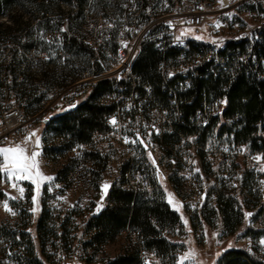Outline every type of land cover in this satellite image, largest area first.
<instances>
[{
  "label": "trees",
  "instance_id": "16d2710c",
  "mask_svg": "<svg viewBox=\"0 0 264 264\" xmlns=\"http://www.w3.org/2000/svg\"><path fill=\"white\" fill-rule=\"evenodd\" d=\"M149 1L141 0L139 7H144ZM92 4L94 0H0V100L7 94L2 85H7L20 107L33 114L46 105L47 87L56 84L62 88L61 91L70 86L68 75L73 73L66 74L65 69L73 68L69 64L75 63L77 57L88 56L91 65L90 68L83 67L81 75L70 82L83 78V74L103 71L97 55L107 53L106 48L115 51L116 43L106 41L98 50L90 43L88 36H94L96 27L94 24L90 26L89 22L98 15L92 14L89 20L90 14L95 12L90 10ZM101 14L99 16L102 17ZM33 22L35 26H32ZM59 25L66 29L63 32L66 54L50 60L31 55L32 49L39 52L47 49L44 45L39 46L34 32L43 29L54 33ZM157 29L155 27L153 32ZM255 34L261 39L253 46L252 53L246 56L248 37H241L237 41L230 40L221 51L224 64L216 63L213 58H203L202 64L197 66V74L191 76V83L185 89L180 85L182 76L175 74L168 78L162 65L163 62L173 65L179 49L168 46L162 50L156 46V38L148 37L142 42L130 79L101 78L90 84L89 93L74 108L49 118L47 126L52 127L55 136L62 140L57 149L67 151L77 145L90 144L95 133L108 130L107 116L117 109L119 103H124L125 97L138 91L145 109L158 107L169 110L170 127L157 135L156 140L173 157L179 154L177 144L182 140L189 142L188 137L195 136L199 155L205 158L206 145L216 134L220 140L226 136L227 143L245 147L264 158V26H260ZM23 36L28 40H23ZM193 46L198 53L204 47L195 41ZM59 77L61 79L57 81ZM115 91L123 96L119 102L111 97ZM224 96L227 103L222 116L214 117L212 107L218 98ZM199 113L207 117L206 122L202 123ZM53 149L45 146L44 153L49 156ZM85 157L95 163L105 159L97 151H85ZM221 158L227 161L229 155L222 153ZM139 166V160L123 161L119 169L120 179L111 185L105 208L84 224V232L89 235L85 244L94 252H99L104 244L122 232H126L132 242L133 249L103 261L104 264H142V249L154 251L163 259L169 257L171 264L176 260L178 245L164 237L161 230L178 224L180 215L163 198V192L153 180V170L148 167L149 188L136 190L125 186V173L135 177ZM253 174L254 171L247 166L239 179L240 188L248 190L250 199L254 198L252 195L257 196L253 192ZM206 175L213 180L211 191L215 194L211 212L220 213L225 232L233 233L242 222L243 213L231 193L230 181L227 177L217 178L207 167ZM170 178L174 182L172 175ZM27 196L31 195L28 193ZM256 200L258 211L264 213V201ZM49 220L50 214L44 207L37 223L40 236L43 228H49L53 236L58 234V228L63 230L62 235L70 232L66 218L59 227L50 225ZM246 234L260 239L264 236V222L258 229H247ZM30 252L34 254L32 247ZM86 260L93 263L94 258ZM34 261L41 264L37 259ZM219 261L220 264H264V258L256 252L240 248L228 249Z\"/></svg>",
  "mask_w": 264,
  "mask_h": 264
},
{
  "label": "rangeland",
  "instance_id": "374dc122",
  "mask_svg": "<svg viewBox=\"0 0 264 264\" xmlns=\"http://www.w3.org/2000/svg\"><path fill=\"white\" fill-rule=\"evenodd\" d=\"M176 1L163 0V10L157 16L165 17ZM122 2L123 0H94V4L90 7V10L95 12L90 14L89 20L92 19V14H98L93 21L89 22L90 26L94 24L93 27L97 28L95 32L102 29L104 35L112 32L113 39L109 40L112 44H115L120 37L118 22L124 15ZM99 10L102 11L99 12ZM100 13L102 17L99 16ZM235 18V24L230 31L213 28L208 23L198 27L175 25L179 33L220 43L229 35H238V31L250 30L255 33L264 20V14H254L246 7H240L235 13ZM169 24L173 26L171 22ZM32 26H35V22ZM61 29L65 27L60 26L54 33H47L43 29L34 32L39 46L44 45L51 49V59L57 57L55 47L64 40V31H60ZM94 38L96 37L93 34L88 36V39ZM42 55L36 54V57L43 58ZM110 58L111 55L108 53L97 55L98 61L106 67L111 64ZM69 65L74 67L65 69L66 74L73 73L68 75L67 83L71 84L67 88L74 92L79 103L89 93L90 84L94 83L95 78L91 75L93 73L83 74V78L74 82L70 81L81 75L83 67L90 68L91 59L82 55L77 57L75 63ZM77 69L78 71L75 72ZM109 74L106 72L105 75ZM59 79L61 78H57V81ZM60 89L62 88L56 84L47 87L44 104ZM61 98L59 102L51 106L44 119H52L75 107L67 105L66 98L64 100ZM152 122L156 125L154 132L141 126V117L136 114L124 118L126 132L134 140L143 141V143H135V153L146 158L149 167L153 170V180L156 181L158 189L163 192V198L168 202L169 194H171L172 203H168L180 215L178 224L161 230L164 237L178 245L176 260L173 264H180L179 258L189 252H193L194 255L183 264H220V258L230 248L256 252L264 258V243H261L264 241V236L256 240L246 234L247 229H258L264 222V213L258 211V200H256L258 198L259 201H264V164L258 170H253L254 184L252 186L257 196L252 195L256 198L250 199L248 190L244 191L240 188L239 179L242 171L245 167H249L247 159L241 153H236L241 147L227 143L226 136L220 140L215 134L206 145L205 158H201L194 143L195 136H190L189 142L182 140L177 144L179 154L173 157L156 140L157 135L168 130L167 126L157 118L152 119ZM33 131L36 132V136L31 140L25 139L23 142L0 146V148L20 145L26 149V155L29 157L33 152H38L39 171L45 177L52 179L39 180L40 188L37 196L36 184L31 178L16 182L17 187L14 188L11 186L12 181L6 180L3 170L0 169V264H38L34 261L35 259L41 261V264H104L103 261L133 249V244L126 232H122L113 241L104 244L99 252H94L85 244L89 240V235L84 232V224L92 215L98 214L105 208L111 185L120 179L119 169L123 162L115 144L116 135L113 138L97 136L90 144L77 145L70 150L60 151L57 147L62 140L55 136L52 127L47 126L45 120H40L30 133ZM36 137H39V147L35 144ZM45 146L54 148L49 156L44 153ZM85 151H97L105 159L101 163H95L85 157ZM149 153H151V159ZM222 153L229 155L227 161L221 158ZM259 155L262 157L261 154ZM70 159H72L71 164H69ZM206 167L217 178L227 177L230 181L231 193L237 200V207L243 213L242 222L233 233L225 232L220 213L211 212L215 194L211 191L213 180L206 175ZM171 175L174 177V182L170 178ZM106 177L110 180L106 181ZM105 183L110 185L106 194L102 188ZM20 188L24 189L22 198ZM28 193L31 195L29 198ZM34 196H37L38 200L35 205L32 202ZM5 202L11 212L5 211ZM44 207L50 214V225L59 227L60 223H63V218L68 220L70 225L68 234L62 235L63 230L58 228V234L53 236L50 235L49 228H43L42 236H40L37 223ZM33 208L37 210L33 212ZM246 213L251 215L246 216ZM30 247L34 254H31ZM91 257L94 261L88 263L86 259ZM158 257L161 264H171L169 257L165 259L159 255ZM146 264H154V262L151 260Z\"/></svg>",
  "mask_w": 264,
  "mask_h": 264
},
{
  "label": "built area",
  "instance_id": "2783aa9c",
  "mask_svg": "<svg viewBox=\"0 0 264 264\" xmlns=\"http://www.w3.org/2000/svg\"><path fill=\"white\" fill-rule=\"evenodd\" d=\"M140 1L141 0H123L124 15L120 17V21L118 22V36L120 37L116 40V50L112 51L106 48L107 53L111 55V64L106 67L101 63L103 71L92 75L95 78L94 82L97 81V78H117L118 81H120V79H130L133 64L141 52L142 42L148 37L156 38V46L162 50L166 49L168 46L179 49V53L175 60L176 62L173 63V65L168 63L165 64L164 62L162 65L164 66V70L168 73V78H171L175 74L182 76L183 79H181L180 85L184 89L185 87H189L191 76L197 74V66L202 64L203 58L207 60L213 58L216 63L224 64L222 60L224 56L221 54V51L227 47V43L230 40L237 41L240 40L241 37H248V50L244 55L246 56L248 53H252L253 46L261 39L259 35L250 32V30L238 31V35H229L220 43L201 39V47H204H202V52L198 53L193 46V39L198 38L177 32L175 24L187 27H198L208 23L213 28L230 31V28H233L235 24V13L240 7H246L248 11L262 15L264 0H222V2L221 0H177L174 2L173 7L167 15L165 14L168 16H165L166 18L164 15L162 17L157 16L163 10V0H150L141 8L139 7ZM169 22H171L173 26L170 25ZM259 26H264V20ZM155 27L158 29L153 32ZM155 33L157 34L154 35ZM94 35L96 38L90 39V43L93 44L97 50L101 44L112 39V33L108 32L104 35L102 29H99V32H95ZM22 39L28 40L26 36H23ZM177 39L186 40V47H177ZM40 52L35 48L32 49L31 55L43 54L42 59H46V57H50L46 60L51 59V49L47 48L45 51ZM55 53L57 56L65 55L64 40L59 46L55 47ZM253 58L256 57L253 56ZM106 72L110 74L106 76ZM2 87L6 90L7 94L0 100V146L13 145L25 141L36 124L40 120H45L44 118L47 112L55 102L57 103L60 101V97L63 98H61V100L66 98L65 102L69 106H76L78 102L73 94L74 92L65 88L50 97L44 108L40 111L29 114L20 107L16 97L9 93V87L7 85H2ZM121 90L122 88H120V91ZM111 97L116 98L117 102L123 98V96L116 91L112 93ZM138 98L140 99L138 91L125 97L124 103H119L117 109L107 116L108 130L106 132H97L94 134V137L104 136L105 138H113L116 135L115 144L122 162L139 160L140 166L138 167L135 177H132L129 172L125 173V186L128 188L133 187L136 190L149 188V164L145 157L135 153V143L132 142L134 138L126 132L124 118L131 114L140 116L142 122L141 126H145L151 132H154L156 129V125L152 122L154 118L159 119L167 128L170 127L168 109L152 107L147 110L142 106L143 102L141 99L140 103L138 102ZM224 100H226L225 96L215 101L211 111L214 117L222 116L223 109L226 106L225 103H222ZM199 117L202 119V123L206 122L207 117L205 115L199 113ZM113 119L116 120L115 125L111 122ZM125 138H127L129 142L126 143ZM236 153H241L247 159L249 168L252 170H258L264 164L263 157L245 147H241ZM105 180L109 181L110 178L106 177ZM62 220L64 221V218ZM158 258V255L154 251L146 249H142L141 251L142 264H146L151 260L154 264H161Z\"/></svg>",
  "mask_w": 264,
  "mask_h": 264
},
{
  "label": "snow or ice",
  "instance_id": "6c2138e0",
  "mask_svg": "<svg viewBox=\"0 0 264 264\" xmlns=\"http://www.w3.org/2000/svg\"><path fill=\"white\" fill-rule=\"evenodd\" d=\"M222 2V0H221ZM230 15V14H229ZM111 27V25H109ZM60 31H66V29H61ZM199 39V37H197ZM126 46V45H125ZM50 57H46L48 59ZM222 103H227L226 100L222 101ZM74 107V106H73ZM112 124H116V120L113 119ZM158 131V130H157ZM150 135V134H149ZM36 136V132L33 131L26 137V141L31 140L32 137ZM125 142H129L127 138H125ZM133 143H143L142 140H134L132 141ZM36 147H39V137H36L35 141ZM39 155L38 152H33L31 156L26 155V149L21 147L20 145H16L15 147H3L0 148V157H2V160H0V169L3 170L4 176L6 180L12 181L11 186L12 187H17V183L20 180H27V179H32V182L36 184L37 188V196L39 194V188H40V183L39 180L42 179H48L51 180V177H45L38 168V163H37V156ZM149 158L151 159V153H149ZM155 161L153 160V163ZM110 185L108 183H105L102 185L103 191L106 194L108 188ZM21 198L23 197V192L24 189L20 188L19 189ZM37 196L33 197V204H37ZM170 204L172 203L171 199V194H169V201ZM4 208L5 211L11 212V209L8 208L7 202L4 203ZM37 209L33 208L32 211L35 212ZM15 214V213H12ZM250 213H246V216H250ZM261 243H264L262 241ZM194 255L193 252L186 253L184 256L180 257V264H183L185 260H190L191 256ZM219 255V253L217 254Z\"/></svg>",
  "mask_w": 264,
  "mask_h": 264
},
{
  "label": "bare ground",
  "instance_id": "6f19581e",
  "mask_svg": "<svg viewBox=\"0 0 264 264\" xmlns=\"http://www.w3.org/2000/svg\"><path fill=\"white\" fill-rule=\"evenodd\" d=\"M193 41L200 43L201 42V39H193ZM177 47H186V40H184V39H177ZM99 79H101V78H99Z\"/></svg>",
  "mask_w": 264,
  "mask_h": 264
},
{
  "label": "water",
  "instance_id": "95a60500",
  "mask_svg": "<svg viewBox=\"0 0 264 264\" xmlns=\"http://www.w3.org/2000/svg\"><path fill=\"white\" fill-rule=\"evenodd\" d=\"M49 119H45V122L48 123Z\"/></svg>",
  "mask_w": 264,
  "mask_h": 264
}]
</instances>
